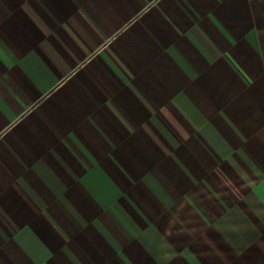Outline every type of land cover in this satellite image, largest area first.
Instances as JSON below:
<instances>
[{"label":"crops","instance_id":"obj_1","mask_svg":"<svg viewBox=\"0 0 264 264\" xmlns=\"http://www.w3.org/2000/svg\"><path fill=\"white\" fill-rule=\"evenodd\" d=\"M0 264H264V0H0Z\"/></svg>","mask_w":264,"mask_h":264}]
</instances>
